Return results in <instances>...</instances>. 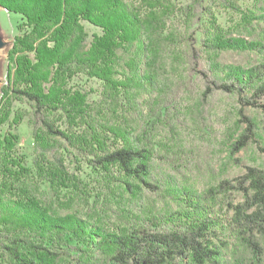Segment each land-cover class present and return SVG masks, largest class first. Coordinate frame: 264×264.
Wrapping results in <instances>:
<instances>
[{"label": "trees", "instance_id": "trees-1", "mask_svg": "<svg viewBox=\"0 0 264 264\" xmlns=\"http://www.w3.org/2000/svg\"><path fill=\"white\" fill-rule=\"evenodd\" d=\"M206 3L0 0L18 18L0 91V264H264V170L220 178L175 137L197 95L236 96L264 122V62L217 61L259 46L205 33ZM242 119L230 155L256 142Z\"/></svg>", "mask_w": 264, "mask_h": 264}, {"label": "rangeland", "instance_id": "rangeland-1", "mask_svg": "<svg viewBox=\"0 0 264 264\" xmlns=\"http://www.w3.org/2000/svg\"><path fill=\"white\" fill-rule=\"evenodd\" d=\"M210 10L202 26L207 34H218L225 39H234L243 44L256 43L258 51L240 49L226 50L219 54L217 61L222 65L251 68L264 62V0H207ZM18 18L0 8V91L6 84V66L8 52L16 33ZM89 34L96 32L90 25H85ZM80 85L94 96L98 83L80 78ZM199 85V84H198ZM195 96L189 103L191 111L182 109L176 123V136L188 145L189 160L192 164H207L216 176L233 178L245 171L246 167H256L264 170V155L258 150L264 148V122L261 110L244 107L236 96L214 93L205 101ZM245 116L254 124L255 137L247 145L230 155V145L244 132L247 124L242 119ZM21 138L20 149L30 161L31 140L29 128L24 121L18 128ZM46 193H52L46 188ZM62 201L61 213L72 212L75 206L66 202V197L60 195ZM2 261L3 258H0Z\"/></svg>", "mask_w": 264, "mask_h": 264}]
</instances>
